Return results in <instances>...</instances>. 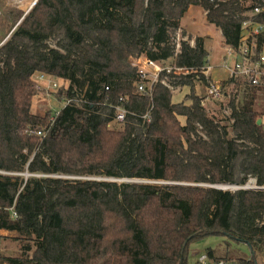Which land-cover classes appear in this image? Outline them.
Listing matches in <instances>:
<instances>
[{
  "label": "trees",
  "instance_id": "1",
  "mask_svg": "<svg viewBox=\"0 0 264 264\" xmlns=\"http://www.w3.org/2000/svg\"><path fill=\"white\" fill-rule=\"evenodd\" d=\"M248 2H37L0 46V231L16 234L0 235V264H187L191 243L211 235L249 247L246 257L226 243L228 259L260 264L264 190L244 187L250 178L264 187V77L258 86L230 79L243 98L217 118L196 96L174 104L161 82L153 99L138 93L131 65L139 56L162 66L175 57L174 67L189 74L161 80L209 85L205 41H182L176 54L172 35L200 6L224 45H254L258 58L264 33L240 40L244 15L264 0ZM37 75L67 83L56 94L67 101L57 115L33 111ZM117 107L127 113L123 122ZM225 184L240 188L202 186Z\"/></svg>",
  "mask_w": 264,
  "mask_h": 264
},
{
  "label": "rangeland",
  "instance_id": "2",
  "mask_svg": "<svg viewBox=\"0 0 264 264\" xmlns=\"http://www.w3.org/2000/svg\"><path fill=\"white\" fill-rule=\"evenodd\" d=\"M37 2L35 0H0V46L4 44L16 31L18 25H20L24 18L30 13V11L35 7L33 3ZM173 44L175 46V52L178 54L181 49V42L188 41L191 46L195 45L197 38H202L205 41V47L210 53V57L207 59L205 68L208 65L214 67L211 72L208 73V79L211 82L217 83V81H222L223 86L221 88V97L212 99L206 95L207 85L196 82L195 87H173L171 90L173 96L174 104H191L192 97H198L201 100V105L207 108L212 116L221 118L223 116L228 117L231 114V109L229 107V101L235 99L237 102L242 101L243 89H237L234 85H230L227 79V75L222 71V63L227 59V53L225 52L224 40L221 31L214 25L210 24L207 20V12L200 6L191 7L184 15L180 29L173 35ZM52 47L55 46L54 42L50 43ZM175 57L169 61V64L164 67H174ZM171 64V65H170ZM40 75L35 76L34 80L39 85L38 94L33 102V111L45 115L46 113H51L57 115L60 110L66 105L67 101L65 99L59 100L57 98V93H59L61 87L64 84L63 81L52 79L50 77H45L44 81L38 79ZM207 77V76H206ZM171 80V79H170ZM169 80V81H170ZM170 83V82H169ZM53 84H57V87H53ZM264 94V93H263ZM264 99V95L262 97ZM264 101V100H263ZM264 103V102H263ZM184 123L185 119H181ZM264 124V118H263ZM111 128H121V125L114 122L110 126ZM28 178V174L25 173L21 175ZM42 177V175H38ZM112 181H117L119 183H149L153 182L137 179H108ZM255 181L254 178H250L248 182V187L254 185L252 182ZM155 184V183H153ZM167 184V183H161ZM181 185H192L188 183H182ZM204 187H217L224 191H236L240 187L235 185H202ZM246 186V187H247ZM220 189V190H221ZM0 235L3 237H14L15 233H10L6 231H0ZM226 243L230 244V250L232 252L238 253L239 255L249 257L251 255L250 249L245 244H238L231 242L227 237L211 235L207 236L201 240H196L190 245L189 256L187 264H197V256L199 253L206 250H215L226 256ZM8 252L11 253L15 250V245L10 243H5ZM257 258L260 264H264V252L257 254Z\"/></svg>",
  "mask_w": 264,
  "mask_h": 264
},
{
  "label": "built area",
  "instance_id": "3",
  "mask_svg": "<svg viewBox=\"0 0 264 264\" xmlns=\"http://www.w3.org/2000/svg\"><path fill=\"white\" fill-rule=\"evenodd\" d=\"M39 1V0H35ZM248 5L251 4V0H247ZM34 2L33 6L37 3ZM263 15L264 16V7L260 5H256L251 11L247 12L244 16L245 19L242 23V28L244 30L243 36L240 40V43L246 44V42L255 36H259L264 33V24L256 21L257 17ZM225 52L227 53V59L224 63H222L221 68L224 73L227 75V79H237L239 78L246 83L258 86L261 84L262 77H264V54L256 58V50L255 46H245L241 48H234L232 46L224 45ZM131 65L134 69L137 70L138 74V82L136 84L137 92L141 94H145L151 99H153L155 87L160 82L168 87L170 90L173 89L171 84L169 83L168 76L165 79L161 80V76L163 73L167 72L168 75H187L189 71L187 69L177 68V67H164L157 63L156 61L144 57L139 56L135 57L131 60ZM214 67L208 65L207 68H203L202 73L207 76L208 73ZM45 75H40L38 77L39 80L44 81ZM223 86L222 81H216L209 83L206 87V95L212 99H218L221 97V88ZM53 87H57V84H53ZM109 90V89H107ZM117 112V121L123 122L125 121L126 111L121 108H116ZM145 119L149 122V115L145 116ZM38 135H41L42 132H38ZM254 184L251 189L264 190V187H259L256 184V181H253ZM248 189L249 187H244ZM197 264H241L235 260L228 259L226 256L222 255V253L217 252L215 250H206L201 252L197 256Z\"/></svg>",
  "mask_w": 264,
  "mask_h": 264
},
{
  "label": "water",
  "instance_id": "4",
  "mask_svg": "<svg viewBox=\"0 0 264 264\" xmlns=\"http://www.w3.org/2000/svg\"><path fill=\"white\" fill-rule=\"evenodd\" d=\"M262 123H263V120H259V121H258V124H259V125H261ZM213 188L219 189V188H217V187H213ZM220 189H221V188H220ZM221 190H222V189H221Z\"/></svg>",
  "mask_w": 264,
  "mask_h": 264
}]
</instances>
